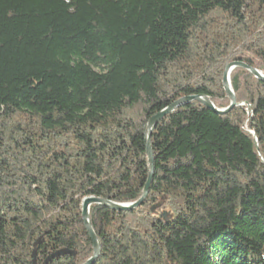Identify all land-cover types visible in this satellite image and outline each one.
I'll list each match as a JSON object with an SVG mask.
<instances>
[{
	"label": "trees",
	"instance_id": "1",
	"mask_svg": "<svg viewBox=\"0 0 264 264\" xmlns=\"http://www.w3.org/2000/svg\"><path fill=\"white\" fill-rule=\"evenodd\" d=\"M264 76V0H0V264H85L82 202L132 204L147 124ZM152 129L93 264H264V82Z\"/></svg>",
	"mask_w": 264,
	"mask_h": 264
},
{
	"label": "water",
	"instance_id": "2",
	"mask_svg": "<svg viewBox=\"0 0 264 264\" xmlns=\"http://www.w3.org/2000/svg\"><path fill=\"white\" fill-rule=\"evenodd\" d=\"M236 67H242V68L248 70L253 76H255L260 81L264 82V76L261 73H259L258 71H256L255 69H252V68H250V67H248L242 63H238V62L237 63H231V64L227 65L225 72H224V77H223L224 91H225L226 95L231 100V104L227 109L219 110V109L215 108V106L211 103V101L207 97L187 96V97H183V98L179 99L178 101L173 103L171 106H169L168 108L164 109L163 111L157 113L153 118H151L149 120V122L147 124V141H146L147 157H148V163H149V174H148L147 182H146L145 187L143 189L142 196L140 197V199L137 202L132 203V204H116L114 202L105 201V200H101V199H97V198H93V197L86 198L83 200L82 211H81L82 219H83L84 226L87 230V233L89 235V238H90V240L92 242V246H93V256L85 264H93L95 262V260L99 257V254L101 251V245H100L99 240H98L97 236L95 235V233L92 229L91 223H90V215H89L90 207L92 205H100L102 207H105V208H107L111 211H115V212L133 211L134 209L140 207L144 203V201L148 195L149 186H150V182L152 180V175H153V156H152L151 147H150V140H149L150 136H151L152 129L162 120V118L164 116H166L167 114H170L175 109L180 108L182 106H185L191 102H198V103L204 105L205 107H207L208 109L212 110L215 114H219V115H223V114H226L229 111H231L236 106V100H235V96L233 94V91L230 88L229 74ZM64 254L72 255V253H70L68 251H59V252L51 255L45 261L44 264H47L53 258L60 256V255H64ZM33 264H36L35 259H33Z\"/></svg>",
	"mask_w": 264,
	"mask_h": 264
}]
</instances>
